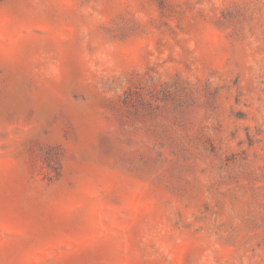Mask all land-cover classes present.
<instances>
[{"label": "rangeland", "instance_id": "rangeland-1", "mask_svg": "<svg viewBox=\"0 0 264 264\" xmlns=\"http://www.w3.org/2000/svg\"><path fill=\"white\" fill-rule=\"evenodd\" d=\"M0 264H264V0H0Z\"/></svg>", "mask_w": 264, "mask_h": 264}]
</instances>
